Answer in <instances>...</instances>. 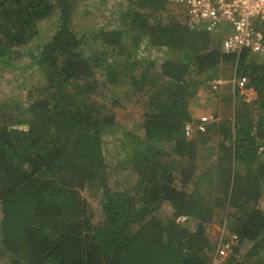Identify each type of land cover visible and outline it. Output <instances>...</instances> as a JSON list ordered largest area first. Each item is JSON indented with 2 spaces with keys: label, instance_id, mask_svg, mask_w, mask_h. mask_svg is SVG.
I'll list each match as a JSON object with an SVG mask.
<instances>
[{
  "label": "trees",
  "instance_id": "obj_1",
  "mask_svg": "<svg viewBox=\"0 0 264 264\" xmlns=\"http://www.w3.org/2000/svg\"><path fill=\"white\" fill-rule=\"evenodd\" d=\"M81 4L0 0V71L31 68L28 99L0 97V264H213L216 220L237 234L220 264H264V57L223 51L224 33L191 26L179 2L127 0L116 23L89 31L74 26ZM54 14L60 30L37 43ZM255 25L264 34V19ZM229 73L247 75L256 97ZM217 76L226 98L201 130L193 106L216 98ZM127 100L143 119L112 152L113 106Z\"/></svg>",
  "mask_w": 264,
  "mask_h": 264
},
{
  "label": "rangeland",
  "instance_id": "obj_2",
  "mask_svg": "<svg viewBox=\"0 0 264 264\" xmlns=\"http://www.w3.org/2000/svg\"><path fill=\"white\" fill-rule=\"evenodd\" d=\"M81 5L82 7H81L80 12L77 13L74 17V26L75 28L79 30L81 29L83 31H89V30H96L102 26H105L103 20L106 22L109 20H112L114 21L113 23H116L120 19L119 12L125 7V5H127V0H83V4ZM61 26H62V23L57 14H54L48 19L42 21L41 22L42 32H41L40 38L36 39L37 43L41 42L42 40L44 41L45 39L50 38L58 29L60 30ZM258 54L261 55L260 57H264V52L258 53ZM153 55L158 56L160 55V53L154 52ZM21 63H22V66L20 68H11V66H5L3 70L0 71V97L1 98L10 99L11 97H13L15 99H20V100L28 99L27 98V88L25 86H29V83H31L28 81V77L31 74V68L27 66L26 61H22ZM225 69L226 67H224V70ZM233 76H234V73H231V74L229 73L228 78L231 77L232 79ZM220 84L221 83H219V87H220ZM226 87L227 86L221 84V88L217 92V96L215 98L213 108L215 107V104H217V106L218 105L223 106V104L220 101L221 100L223 101V99L226 98V94H221V92L223 91L222 89L223 88L226 89ZM209 92L212 94L211 91ZM112 93L113 92L111 91L105 92L102 99L108 102V100H110ZM132 98L134 99V97ZM208 99L209 97H207V100ZM126 103H127L126 107L113 106V108L116 109L117 111L116 113H117L119 129L114 134L110 133L105 136V142L112 152H115L119 148V144H118L119 141H117L116 137L120 135L121 129L126 128V129H131L134 131H139L140 122L143 119V116H142L143 114L141 113L142 107L140 106V104L138 103L135 104L134 101L132 100H127ZM198 108L200 110L202 106L199 105ZM226 109L227 107L225 105L224 110ZM199 110L198 112H200ZM243 165L242 164L240 165V162L236 164L237 169H238L237 170V173H238L237 180L239 182V185L248 189L251 187L249 186L250 184H247V179H245L246 178L244 176L245 168L243 167ZM210 180H211L210 177L206 178L202 176V180L200 181L199 186L203 189V191H205V193H208V191H211L213 189L214 181L213 180L210 181ZM89 191H90L89 189H84L83 193L89 197L90 206L93 210H96L95 212L97 213V211H99L100 198H98L96 194L91 195ZM203 199L205 200V197H203ZM170 211H172V209H169L168 212ZM0 216H1V212H0ZM214 223H217L218 226L217 225L214 226V224H212L211 226H208L211 224V222L208 223L207 225V232L209 233L211 239L214 241L217 240L219 242L221 235H223L224 238H228L230 235L229 230H226L224 226L220 224V221L218 220L214 221ZM208 227H209V230H208ZM213 254L215 257L216 248L212 252V255Z\"/></svg>",
  "mask_w": 264,
  "mask_h": 264
},
{
  "label": "built area",
  "instance_id": "obj_3",
  "mask_svg": "<svg viewBox=\"0 0 264 264\" xmlns=\"http://www.w3.org/2000/svg\"><path fill=\"white\" fill-rule=\"evenodd\" d=\"M185 5L189 15L188 23L191 26L204 23L208 30L222 31L224 33L222 49L225 52L240 53L244 48H250L253 52H264V34L257 28L255 21L264 19V0H169ZM239 85L246 99L256 97L254 88L247 84V75H234L230 79ZM225 81L222 76L212 80L213 87ZM216 115L205 113L200 116L199 128L207 130V124L214 120ZM190 125H187L189 132ZM237 242V234L233 233L228 238L221 235L213 264L220 262L233 252V243Z\"/></svg>",
  "mask_w": 264,
  "mask_h": 264
},
{
  "label": "crops",
  "instance_id": "obj_4",
  "mask_svg": "<svg viewBox=\"0 0 264 264\" xmlns=\"http://www.w3.org/2000/svg\"><path fill=\"white\" fill-rule=\"evenodd\" d=\"M224 82V81H223ZM222 82V83H223ZM207 97H209V99L207 100ZM206 101V102H205ZM214 101H215V98H214V96L211 94H209V91H205L204 93H203V96H201L200 98H199V100H197V102H195L194 103V108H196V110L198 111L199 110V105H201L202 106V108L199 110L200 112H198L199 114V116H201V115H203V114H205V113H211V112H216L217 113V115H218V113L220 112V106L218 105L217 106V104H215V107L213 108V106H214ZM197 104V105H196ZM218 107V108H217ZM213 108V109H212ZM218 110H217V109ZM215 113V114H216ZM212 133V132H211ZM218 136L216 135V134H213L212 135V139L210 140V142L212 143V142H216L217 141V143H218ZM263 204H264V200H263ZM212 224H214V226H218V224L217 223H212L211 222V224L210 225H208V226H211ZM208 230H209V227H208Z\"/></svg>",
  "mask_w": 264,
  "mask_h": 264
}]
</instances>
